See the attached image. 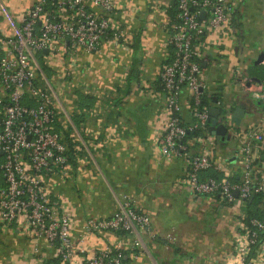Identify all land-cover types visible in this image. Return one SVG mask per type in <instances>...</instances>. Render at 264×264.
Returning a JSON list of instances; mask_svg holds the SVG:
<instances>
[{
    "label": "crops",
    "instance_id": "crops-1",
    "mask_svg": "<svg viewBox=\"0 0 264 264\" xmlns=\"http://www.w3.org/2000/svg\"><path fill=\"white\" fill-rule=\"evenodd\" d=\"M0 1L18 21L34 2ZM114 3L112 18L122 26L124 38L114 42L104 37L97 51H78L74 58L68 78L72 85L63 98L66 104L62 101L68 106L65 120L73 127L72 158L62 169L44 175L47 190L70 214L72 237L86 251L121 240L124 264H229L232 258L225 255L232 253L237 223L246 216L245 202L229 204L218 194L193 196L185 182L188 159L164 155L157 145L167 119L159 74L172 57L167 37L175 0ZM232 5L236 31L226 26L207 32L199 43L198 61L210 106L217 98L221 113L243 108L239 126L231 128L235 134L261 126L264 119L255 96L256 79L264 80V1L233 0ZM0 30L10 32L1 16ZM55 66L62 72L66 63L59 60ZM81 97L91 103L81 104ZM181 101L180 118L188 126L192 117L186 90ZM71 114L82 115L78 129ZM261 147L264 156V138ZM190 150L202 153L204 147L192 143ZM210 156L229 160L228 170L240 176L234 136L229 144L214 140ZM126 200L149 216V227L137 226L132 233L83 229L85 219H107ZM34 248L53 255L20 218L9 226L0 224V264H32Z\"/></svg>",
    "mask_w": 264,
    "mask_h": 264
},
{
    "label": "built area",
    "instance_id": "built-area-1",
    "mask_svg": "<svg viewBox=\"0 0 264 264\" xmlns=\"http://www.w3.org/2000/svg\"><path fill=\"white\" fill-rule=\"evenodd\" d=\"M232 3L175 0L167 37L172 57L159 74L167 119L157 138L162 154H180L188 159L185 182L193 196L218 194L229 204L246 202L264 191V119L261 126L233 133L240 176L238 181L232 180L235 173L228 170L229 160L215 161L210 156L214 138L207 131L208 109L200 107L206 85L198 61L200 42H195L222 27L236 31ZM114 9V0H34L18 21L0 1V16L10 30H0V224L9 226L20 218L31 236L51 248L50 257L34 248L32 264H124L121 240L86 251L72 237V218L51 199L44 180V175L55 173L67 163L66 145L54 130V123L57 115L65 118L68 114L62 99L72 85L68 78L74 58L78 51H97L104 37L114 42L124 38L122 26L112 18ZM202 11L204 18L200 17ZM44 49L48 50L46 54ZM37 56L56 78L42 72ZM59 60L66 63L62 72L57 69L60 73L55 66ZM183 90L192 101L189 114L194 118L186 127L180 118ZM255 96L264 115V80L258 83ZM226 114L229 112L224 109ZM195 130L200 133L192 140L204 147L202 153L191 152L192 142L185 140L187 133ZM211 167L222 177L201 179L200 173ZM241 217L232 238V253L225 256L232 258L229 264H264V219ZM149 225V216L126 200L107 219H85L83 229L132 233L137 226ZM166 238L175 240L170 234ZM138 245L135 240L134 246Z\"/></svg>",
    "mask_w": 264,
    "mask_h": 264
},
{
    "label": "trees",
    "instance_id": "trees-1",
    "mask_svg": "<svg viewBox=\"0 0 264 264\" xmlns=\"http://www.w3.org/2000/svg\"><path fill=\"white\" fill-rule=\"evenodd\" d=\"M175 7V4H174ZM174 12H175V8H174ZM173 12V14H174ZM173 17V15H172ZM171 17V18H172ZM204 36H201L197 39V41L195 43H198L202 40ZM39 66L42 70V72L48 77L50 78V75L52 73V71L50 70L49 67H47L41 57L39 59H37ZM161 86V85H160ZM162 88V87H161ZM81 104H86L89 105L91 102L89 101V98L86 97H81L80 101ZM188 104L191 107L192 106V101L191 99L188 97ZM211 105V97L209 95H207L206 93H203L200 99V107L201 108H207ZM71 121L72 123L75 125V127L78 129L79 126V121L82 120V115H70ZM182 120V118H181ZM194 121V118H191V122L189 124H191ZM182 125H184L186 127V124H184L181 121ZM73 127L71 126V124L68 123V121L65 120L64 116H60L57 115L56 116V120L54 123V130L57 131V133H59L61 135V138L63 140V142L66 145V151H65V155L67 158V161H69L72 158V146H73V139L71 137V132H72ZM200 133V131H189L185 137L186 141H190L192 143H195L192 138L198 136V134ZM200 177L201 179L207 178V177H215V178H220L222 177L221 173H219L217 170H215L214 168H208L204 171H202L200 173ZM234 181H238V177L237 176H233L231 178ZM244 212H245V220H247L249 217H256L259 219H264V193L263 192H259V193H255L253 195V199L250 203H248V201L245 202V207H244ZM124 261V260H123Z\"/></svg>",
    "mask_w": 264,
    "mask_h": 264
},
{
    "label": "water",
    "instance_id": "water-1",
    "mask_svg": "<svg viewBox=\"0 0 264 264\" xmlns=\"http://www.w3.org/2000/svg\"><path fill=\"white\" fill-rule=\"evenodd\" d=\"M200 17H205V11H202L200 13ZM234 48L236 50L237 46H235ZM47 51V49H44L43 53H47ZM256 81L257 83H259L261 80L256 79ZM212 102L214 103V105L208 107V114L210 120L209 125L207 127V131L214 138L217 144L224 145L227 142L229 144L231 138L233 137V132L231 131V128L233 125L239 126L240 120L244 115V110L243 108L236 106L231 114L229 113L223 115V113H221V107L215 105L217 104V98H213ZM234 196H238L237 191H234ZM252 199L253 196H250L247 200L248 203H250Z\"/></svg>",
    "mask_w": 264,
    "mask_h": 264
},
{
    "label": "rangeland",
    "instance_id": "rangeland-1",
    "mask_svg": "<svg viewBox=\"0 0 264 264\" xmlns=\"http://www.w3.org/2000/svg\"><path fill=\"white\" fill-rule=\"evenodd\" d=\"M12 1V3H14L15 2V0H11ZM37 58L39 59L40 58V56H37ZM62 101L64 102V104H66V102H65V99H62ZM68 107V106H67Z\"/></svg>",
    "mask_w": 264,
    "mask_h": 264
}]
</instances>
